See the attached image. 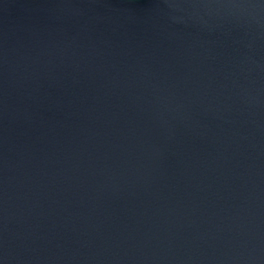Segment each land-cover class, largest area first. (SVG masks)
<instances>
[{"label":"water","instance_id":"water-1","mask_svg":"<svg viewBox=\"0 0 264 264\" xmlns=\"http://www.w3.org/2000/svg\"><path fill=\"white\" fill-rule=\"evenodd\" d=\"M0 264H264V0H0Z\"/></svg>","mask_w":264,"mask_h":264}]
</instances>
